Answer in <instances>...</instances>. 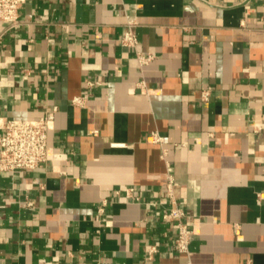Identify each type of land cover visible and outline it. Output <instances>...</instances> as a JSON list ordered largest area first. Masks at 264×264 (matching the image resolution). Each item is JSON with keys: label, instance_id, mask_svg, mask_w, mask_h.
I'll return each instance as SVG.
<instances>
[{"label": "crops", "instance_id": "obj_1", "mask_svg": "<svg viewBox=\"0 0 264 264\" xmlns=\"http://www.w3.org/2000/svg\"><path fill=\"white\" fill-rule=\"evenodd\" d=\"M55 108L42 167L0 172V264H264V0H26L0 124Z\"/></svg>", "mask_w": 264, "mask_h": 264}, {"label": "built area", "instance_id": "obj_2", "mask_svg": "<svg viewBox=\"0 0 264 264\" xmlns=\"http://www.w3.org/2000/svg\"><path fill=\"white\" fill-rule=\"evenodd\" d=\"M26 0H0V21L7 23L11 28L20 24V10ZM134 23L129 22V28L124 33L121 42L124 46L136 48L138 38L133 31ZM142 63L151 61L154 56L139 55ZM204 100L209 97V90L202 93ZM83 98L78 97L73 100L74 104H82ZM57 108L49 110L39 119L15 120L9 119L0 128V172L35 171L42 167L47 161L49 133L54 129L55 114ZM149 141L161 146L167 145L170 140L168 136L154 132L149 136ZM175 180L169 176L167 192L171 198V204L163 218L169 222L178 223V236L175 240V249L180 254L189 252V243L192 232L184 223L185 214L179 207L178 200L174 194ZM132 197L133 190L127 191ZM132 199V198H131ZM32 204L28 203V206ZM154 250V249H153ZM151 250V251H153Z\"/></svg>", "mask_w": 264, "mask_h": 264}]
</instances>
